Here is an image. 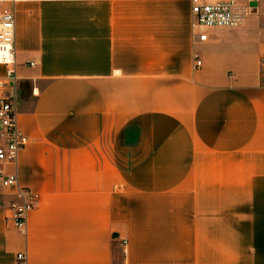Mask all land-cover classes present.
Masks as SVG:
<instances>
[{"label": "crops", "instance_id": "0c3cea01", "mask_svg": "<svg viewBox=\"0 0 264 264\" xmlns=\"http://www.w3.org/2000/svg\"><path fill=\"white\" fill-rule=\"evenodd\" d=\"M194 21L192 0L16 4L29 143L5 169L41 198L20 232L0 179V264H264V11L205 41Z\"/></svg>", "mask_w": 264, "mask_h": 264}, {"label": "built area", "instance_id": "2783aa9c", "mask_svg": "<svg viewBox=\"0 0 264 264\" xmlns=\"http://www.w3.org/2000/svg\"><path fill=\"white\" fill-rule=\"evenodd\" d=\"M21 0H0V66L5 73L0 76V179L2 185L13 191L15 200L11 204V220L23 233L27 231L29 214L38 205L41 195L21 185L17 171L7 172L6 166L17 167L21 152L29 143L19 123V107L16 97V4ZM264 11V0L248 3L240 0H219L208 2L192 0L194 26L198 30V41L208 39L205 30L213 28H236L245 22L251 13ZM196 67L202 66L199 54H195ZM264 85V48L261 52ZM35 65L34 62L30 63ZM18 258L24 260V255Z\"/></svg>", "mask_w": 264, "mask_h": 264}]
</instances>
